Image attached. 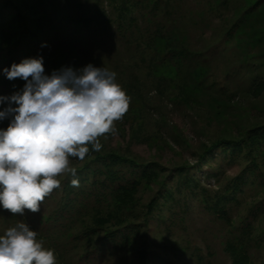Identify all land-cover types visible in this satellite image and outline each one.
I'll list each match as a JSON object with an SVG mask.
<instances>
[{"label": "rangeland", "instance_id": "1", "mask_svg": "<svg viewBox=\"0 0 264 264\" xmlns=\"http://www.w3.org/2000/svg\"><path fill=\"white\" fill-rule=\"evenodd\" d=\"M131 1L137 3L131 14L135 23L126 24L124 38L114 39L118 33L111 22L108 34H86L80 42L52 39L53 59L44 69L51 75L64 67H103L116 73V82L130 97L127 113L116 123V134L101 137L102 149L90 151L83 161L71 158L72 166L77 170L101 165L110 159L108 154H115L124 161L145 163L150 175L130 193L124 213L119 209L79 213L73 228L63 235L60 229L45 232L51 228L44 225L58 205V189L45 198L38 213L13 215L0 206V235L24 222L46 248L54 250L57 264H83L78 258L95 236L87 242L71 238L72 234L99 226L94 229L102 233L129 222L140 225L138 236L132 234L137 244L144 240L173 264H233L228 249L238 248L240 242L247 248L248 264H264V140L248 152L243 145L248 135L264 127V4L238 27L232 24L241 8L257 0ZM14 2L15 11L21 10L31 25L45 13L34 0ZM105 10L115 21L113 8L105 4ZM70 28L67 24L62 31ZM49 38L43 40L49 43ZM172 41L194 56L180 66L168 58L156 67L155 55L165 53ZM25 83L20 82L19 91ZM8 123L0 121V129ZM220 140H239L242 151L223 156L216 149L199 162L202 150ZM99 155L103 159L98 160ZM249 164L252 170L246 169ZM239 175L240 186L231 189ZM186 176L193 181L177 192ZM162 184L172 198L164 195ZM224 195L229 197L223 200ZM118 255L115 250L95 262L119 264ZM134 258L132 264L137 263Z\"/></svg>", "mask_w": 264, "mask_h": 264}, {"label": "clouds", "instance_id": "2", "mask_svg": "<svg viewBox=\"0 0 264 264\" xmlns=\"http://www.w3.org/2000/svg\"><path fill=\"white\" fill-rule=\"evenodd\" d=\"M3 73L26 83L11 96H0V206L13 215L38 213L61 179L76 176L71 158L83 161L102 149L101 137L115 135L116 123L130 106V97L116 82V73L88 64L45 74L43 58L24 59ZM79 186L77 179L71 181ZM0 264H57L37 232L24 222L0 235Z\"/></svg>", "mask_w": 264, "mask_h": 264}, {"label": "trees", "instance_id": "3", "mask_svg": "<svg viewBox=\"0 0 264 264\" xmlns=\"http://www.w3.org/2000/svg\"><path fill=\"white\" fill-rule=\"evenodd\" d=\"M115 1L34 0L35 5L40 7L41 11L45 10V13L33 19L32 23H34L31 25L28 22L30 19L25 17L21 10L15 11L14 8L17 7L14 0H2L0 3V96H11L15 92H19L20 82L22 81L19 78L15 80L7 79L3 73V69H10L12 64H19L24 59L40 57L43 58L45 66L49 59H53V51L51 50H54V47L52 48L50 45L52 39L56 42H61L65 38H75V40L80 42L84 39L86 40L87 36L92 37L99 33L108 34L109 31L111 32V22L116 24L118 33V37L115 36L114 39L117 41L120 38H124L127 31L126 24H129V22L135 23V19L131 14L133 9L137 7V3L131 0H119L117 4ZM105 4L110 5L115 11V21L108 17ZM260 4H264V0H257L250 5L242 7L239 19H236L232 26H241L246 16H248L247 14L254 12ZM67 24H70L72 28L62 31L63 27L67 26ZM47 35L50 36L49 43L43 40ZM155 36L161 37L160 34H155ZM153 37L150 43L149 41L147 42V45H151ZM167 46L168 48L165 53L160 56L155 55L153 63L156 67H158L161 61L168 58L175 60V66H180L184 59L194 56V53H191L186 48H182L179 43L175 46V41H172ZM5 58H7L6 61H3ZM6 106L7 103L0 105V110H3ZM255 134L248 135L245 142L243 141L247 152L252 150L258 142L264 140V127H258ZM227 148L229 149L227 150ZM216 149L223 156L235 151H237V154L242 151V144L239 140L235 142L216 141L202 150L198 156L199 162L201 160L205 161L207 156L211 152L214 153ZM108 155L112 160H102L104 163L101 165L77 169L75 177L69 175L66 180L61 182L60 187L57 188L58 194H61L58 198V205L53 215L47 218L44 223V225L51 229L45 230V232L50 233V230L52 232L55 231L54 229H60L63 231L62 235L65 234L66 231L64 230L73 228L79 213L81 215L90 212L96 214L101 211H113L115 209H119V212L124 213V207L131 199L130 193L136 190L141 181L150 175L151 169L145 163L124 161L123 158L115 154ZM96 158L98 160L103 159L100 155ZM120 161L121 163H119ZM251 161L255 164L253 158ZM122 162H126L127 164L121 165ZM246 169L252 170L251 164ZM241 177L239 175L235 178L231 189L235 190L236 187L240 186ZM72 179L79 181L78 187L72 185ZM189 180L192 182L193 178L189 177L188 179V176L184 177L183 184L181 182L180 186L176 189L177 192ZM161 187L163 188V192H166L164 195L172 198V192L167 191L163 184ZM189 194L190 196L192 195L191 192ZM229 194H232V192ZM227 197L229 195H224L222 199H227ZM151 201H154L153 198ZM152 205L153 202L151 207ZM214 210L216 211L217 209ZM100 223L101 225L104 224L101 219ZM133 224L135 223H121L116 228L105 231L102 229V233H96L94 229L99 228V226L87 229L82 234H72L71 238L76 240H80L81 238H84V240L88 239L87 242L90 241L92 235L95 236L88 244L89 249L79 256L80 263L96 264V260H105L107 256L116 250L119 252V255L115 260L119 264H132L134 257L137 259L136 264H173L165 255L155 251V249H152L153 247H149L144 240H141L140 244H137L136 238L133 239L132 234L138 236L137 230L140 232V225ZM228 250L233 254V264H248L247 248L241 242L238 248L231 247Z\"/></svg>", "mask_w": 264, "mask_h": 264}]
</instances>
